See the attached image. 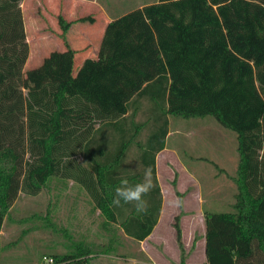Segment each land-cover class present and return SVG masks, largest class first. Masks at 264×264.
<instances>
[{"label": "trees", "instance_id": "obj_1", "mask_svg": "<svg viewBox=\"0 0 264 264\" xmlns=\"http://www.w3.org/2000/svg\"><path fill=\"white\" fill-rule=\"evenodd\" d=\"M20 1L0 0V229L20 191L38 194L55 176L84 188L104 222L143 240L161 207L155 154L164 147L166 115H211L236 132L239 160L233 209L204 213L206 264H264V0L146 3L106 25L98 57L86 59L75 76L26 93L29 46ZM58 23L65 32L68 22L59 16ZM140 98L149 102L153 126L141 153L155 185L144 198L146 213L112 204L121 179L141 181L119 172L132 135L93 164L95 176L78 160L88 151L80 146L82 128L125 125ZM173 225L182 253L179 215ZM86 254L53 259L86 264L90 258L79 257Z\"/></svg>", "mask_w": 264, "mask_h": 264}, {"label": "crops", "instance_id": "obj_2", "mask_svg": "<svg viewBox=\"0 0 264 264\" xmlns=\"http://www.w3.org/2000/svg\"><path fill=\"white\" fill-rule=\"evenodd\" d=\"M108 3H112L114 6H109ZM126 3H128L126 0H21L19 7L29 46L28 58L22 70V88L26 90L24 93L31 89H38L46 82L73 77L86 59H96L106 25L122 14L146 4L140 3L137 7L125 8L122 5ZM122 7L126 10L123 11ZM59 16L69 24L65 32H62L58 23ZM83 18L87 19L82 20ZM140 99L132 103V117H137L139 113ZM166 118L168 124L164 147L155 154L156 180L161 193V207L156 224L143 240H134L127 236L121 228L120 230L126 237L138 243V247L133 251L135 254L132 252V261L137 264H196L195 258L200 251L206 260L205 230L202 233L201 243L195 238L191 242L188 230L189 226L192 227L195 224V217L190 213L186 214V211L191 210L190 202H192V206L196 205V210H199L201 206L200 192L195 191L194 187L199 177L200 163H203L204 160L211 162V160L200 154L197 149L201 139L205 143H209V139L206 141V129L209 128L205 125L207 120L193 121L189 126L200 129L199 132L184 131L183 121L172 122L169 119V114L166 115ZM134 122L132 120V124L129 125H103L100 128L96 123L92 128H82L86 133V139L81 142L80 146L88 147V151L80 155L78 160L88 167L90 174L95 176L93 164L102 159L105 151L108 155H112L122 141L131 138L132 135V146L130 145L124 154L123 168L119 169V172L132 173L137 176L138 180H142L145 168L141 160L143 143L153 126L151 125V128L144 133L145 125L139 126L137 124L140 121L135 122L137 124ZM170 123L174 124L173 128H170ZM143 133L145 135L140 139ZM202 134L204 137L201 136ZM73 144L75 142H70V145ZM131 149L132 161L128 159ZM132 170L134 172H131ZM186 183L192 185L191 192L185 193ZM177 192L180 193V196ZM177 197L183 201L179 208L173 207L170 203ZM180 208H183V212H185L181 217L178 214V211L181 212ZM70 211L74 219L72 220L73 224H80L81 227L85 225V228L81 229L83 231L88 229L90 222L98 218L100 213L94 203L92 205L75 204L71 206ZM165 211L167 216L164 219ZM192 211L196 212L194 207ZM177 215L181 220L179 225L183 244L182 253L173 225V218ZM2 234L3 225L0 229V236ZM101 254L112 257L110 253L101 252L79 257L86 258ZM3 261H7V259L0 258V264H7Z\"/></svg>", "mask_w": 264, "mask_h": 264}, {"label": "rangeland", "instance_id": "obj_3", "mask_svg": "<svg viewBox=\"0 0 264 264\" xmlns=\"http://www.w3.org/2000/svg\"><path fill=\"white\" fill-rule=\"evenodd\" d=\"M126 1L128 3L122 6L134 8L140 3H150L156 0ZM108 4L114 6L112 3ZM122 10L126 9L122 7ZM22 90L26 91L23 88ZM139 103L137 117H132L130 108L125 124L129 125L131 119L135 122L149 121L143 128L146 133L152 125L147 109L149 102L142 98ZM169 119L172 122L183 121V130H191L195 133H198L200 129L189 125L193 121L207 120L205 125L209 129H206V141L209 139V143H205L201 139L197 151L209 158L211 162L204 160L203 163H200V173L194 187L195 191L200 192L201 206L199 210H196V205L192 206V202H190L191 210L186 211V214L190 213L195 217V224L192 227L189 226L188 230L190 241L192 242L195 238L201 243L202 233L205 230L204 213L207 211L227 212L233 209L237 192L235 178L239 160L237 134L220 125L211 115L187 119L169 114ZM173 127L174 124L170 123V128ZM144 133L140 139L144 137ZM201 136L204 137L203 134ZM128 159L132 161V149ZM185 188V193L191 192L192 185L186 183ZM80 203L92 205L93 201L85 189L71 179L52 176L41 191L35 195H28L20 191L3 223V234L0 236V250H2L0 258L7 259L3 263L47 264L42 260L43 256L54 258L88 250L91 254L95 252L110 253L112 257L102 254L93 255L89 257L86 264H137L132 261V252L138 247V243L126 237L118 223L104 222L105 217L99 213L98 218L91 221L88 229L84 231L81 229L85 225L81 227L80 224H73L72 220L74 219L70 208ZM193 207L196 211L194 213ZM180 211L178 214L181 217L185 212H183V208H180ZM166 216L167 212L165 211L164 219ZM179 222H181L180 219ZM133 253L135 254V252ZM195 260L196 264H205L206 260L202 256V251ZM67 261L70 260L67 259L57 264H64Z\"/></svg>", "mask_w": 264, "mask_h": 264}, {"label": "clouds", "instance_id": "obj_4", "mask_svg": "<svg viewBox=\"0 0 264 264\" xmlns=\"http://www.w3.org/2000/svg\"><path fill=\"white\" fill-rule=\"evenodd\" d=\"M153 170L151 166L143 169V178L140 182L130 184L126 178L120 180L119 186L115 188V195L112 200L114 206H121L123 204H131L134 206L137 213H146L148 203L144 199L153 189ZM173 207L179 208L183 201L177 197L170 202Z\"/></svg>", "mask_w": 264, "mask_h": 264}, {"label": "built area", "instance_id": "obj_5", "mask_svg": "<svg viewBox=\"0 0 264 264\" xmlns=\"http://www.w3.org/2000/svg\"><path fill=\"white\" fill-rule=\"evenodd\" d=\"M42 260L47 264H56V261L52 257L43 256Z\"/></svg>", "mask_w": 264, "mask_h": 264}]
</instances>
